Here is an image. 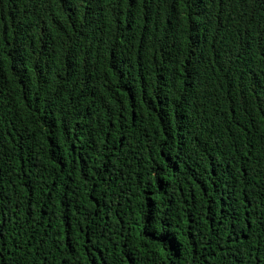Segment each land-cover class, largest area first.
Segmentation results:
<instances>
[{
  "label": "trees",
  "instance_id": "16d2710c",
  "mask_svg": "<svg viewBox=\"0 0 264 264\" xmlns=\"http://www.w3.org/2000/svg\"><path fill=\"white\" fill-rule=\"evenodd\" d=\"M0 264H264V0H0Z\"/></svg>",
  "mask_w": 264,
  "mask_h": 264
}]
</instances>
